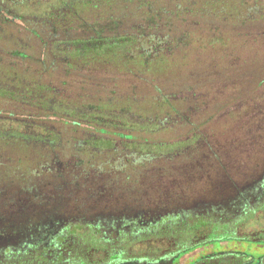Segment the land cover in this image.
I'll list each match as a JSON object with an SVG mask.
<instances>
[{
	"label": "trees",
	"instance_id": "obj_1",
	"mask_svg": "<svg viewBox=\"0 0 264 264\" xmlns=\"http://www.w3.org/2000/svg\"><path fill=\"white\" fill-rule=\"evenodd\" d=\"M66 3L69 8L65 12L59 11L57 16L44 21L52 23L54 31L49 35L24 26L28 22L26 16L0 4V23L13 27L0 30V59L15 57L22 64L30 63L44 71L49 68L47 58L68 59L66 65L73 68L102 62L109 71H115V78L125 76L132 82L123 94L124 91L106 84L101 79L105 77L102 68H97L101 72H97L99 76H95L93 86L94 109L70 107L71 111L64 114L72 119L73 130L80 135L72 138L74 143L50 144L49 151L45 155L36 154L38 157L31 155L34 149L31 150L27 138H50L48 129L57 130L53 123L44 114L26 116L0 110V237L42 231L40 228L46 221L63 215L68 218L66 226L98 213L114 216L137 211L150 216L176 190L184 198L179 199L176 208L175 204L171 209L164 203V210L170 208L167 213L172 215V211L188 205L196 193L206 189L193 186L196 182L192 176V153L197 149L199 154L206 150L205 156L220 153L218 146L210 145L208 140L216 136L201 132L209 108L203 104L211 103L210 99L218 102L225 90H231L232 94L240 91L245 79L254 77L249 72L250 63L264 66V0ZM90 7L94 10L92 18L89 12H82ZM88 16L97 27L82 28L88 24ZM28 39L41 42V57L26 51L23 44ZM60 40L82 43L100 40L105 44L61 55L52 49L53 42ZM12 73L10 67L0 63V79ZM212 83H216V89L205 90ZM5 88L8 89H2ZM53 90L52 86L35 83L30 91L42 98L41 93ZM188 95L193 98H187ZM228 96L231 95L224 98ZM60 103L66 106L63 101ZM215 108L216 113L221 112V106ZM83 115L138 125L142 135L124 137L100 123H94L88 130L80 127L84 122L78 118ZM229 118L236 120L234 114ZM186 135H196L202 142L200 147L192 151L190 146L181 145L182 136ZM196 169L202 167L193 171ZM217 171L214 166L207 173L210 185L216 183ZM139 223L151 222L133 225ZM52 226L48 224L41 233H54Z\"/></svg>",
	"mask_w": 264,
	"mask_h": 264
},
{
	"label": "rangeland",
	"instance_id": "obj_2",
	"mask_svg": "<svg viewBox=\"0 0 264 264\" xmlns=\"http://www.w3.org/2000/svg\"><path fill=\"white\" fill-rule=\"evenodd\" d=\"M68 1L76 0H0V4L3 8H10L26 16L28 22L24 26L52 34V23L44 21L57 16L55 14L59 11L65 12L69 8L66 3ZM84 11L89 12L92 18V7L82 9L83 13ZM89 16L88 24L82 28L97 27ZM2 29L11 30L13 27L0 23V30ZM17 29L19 27H14V30ZM99 41L82 43L60 40L53 42L52 49L61 55L76 54L104 46L105 41ZM23 45L28 53L42 56L39 40L24 41ZM67 61L68 59L47 58L49 68L44 71L33 68L30 63L22 64L15 57L6 56L0 59V63L6 64L13 71L10 77L0 79V86L8 88H0V110L26 116L44 114L58 130L48 126L51 128L48 129L51 135L46 140L28 137L27 142L31 145V150L34 149L32 156L45 155L52 143H74L72 138L80 135L79 131L73 130L72 119L64 114L71 111L70 107L76 110L79 107L94 109L93 86L99 76L97 72H101L97 71V68H102L101 73L105 76L101 79L112 88L117 87V90L124 91L123 94L132 82L125 76L115 78V71H109L108 65L102 62L73 68L66 65ZM248 66L254 77L250 75L246 78V83L241 84L240 91L232 94L231 90H225L226 94L231 96L224 98L226 94H221L224 96H221L218 102L210 99L211 103L203 104L209 108L206 110L207 120H203L204 129L201 128V132H205L207 136H216L208 137V140L210 145L218 146L220 153L205 156L206 150L199 154L200 149L192 153V176L196 182L193 186L196 189H206L196 193L195 198L191 199V206H183L168 215L167 211L173 208V204L176 208L179 199L184 198L176 194L177 190H173L176 195L172 194L170 198H164L162 201V205L165 203L164 205L172 207L165 206L167 210H164V205L160 207V203V210L150 216H144L137 211L114 216L98 213L87 215L80 223L73 222L67 226L64 224L68 218L64 215L52 218L42 225V231L25 233L23 236L2 235L0 264H122L124 261L142 257L155 260L172 250L225 237L264 238V66L254 62ZM35 83L44 87L45 84L52 86L55 90L49 93L44 91L47 95L41 93L40 96L43 97L39 98L36 93L30 91ZM212 85L205 90L209 92L216 89V83ZM17 88H20L19 91ZM187 98L191 99L193 95H188ZM62 101L66 106L60 103ZM217 105L221 106V112L216 113ZM230 114H234L236 120H232V116L230 119ZM78 119L84 122L80 127L88 130L94 123H100L108 126L110 132L124 137L134 138L142 135L138 125L120 120L92 115H83ZM161 134L164 135L163 132ZM182 139L181 145L190 146V149L198 148L202 143L196 135L182 136ZM203 148L205 146H202ZM194 150L196 149H192ZM214 166L218 168L215 173L218 179L214 185H210L207 183V173ZM195 167H202L199 171L203 173H198V169L193 171ZM190 186L192 187L191 184ZM93 204L94 202L86 203L89 206ZM126 221L128 224L125 225ZM141 221L151 223L133 225L134 222ZM48 224L55 225L51 230H55L57 235L41 233ZM238 261L241 262L235 255H226L222 259L203 260L196 264H236Z\"/></svg>",
	"mask_w": 264,
	"mask_h": 264
},
{
	"label": "flooded vegetation",
	"instance_id": "obj_3",
	"mask_svg": "<svg viewBox=\"0 0 264 264\" xmlns=\"http://www.w3.org/2000/svg\"><path fill=\"white\" fill-rule=\"evenodd\" d=\"M189 206L191 203L185 207ZM157 207L159 208V206ZM226 255H235L240 258L241 262L238 261L236 264H262L264 263V238L225 237L172 250L155 260L142 257L124 261L122 264L131 261L152 264H196L203 260L222 259Z\"/></svg>",
	"mask_w": 264,
	"mask_h": 264
}]
</instances>
